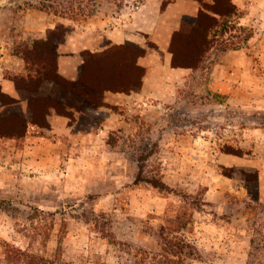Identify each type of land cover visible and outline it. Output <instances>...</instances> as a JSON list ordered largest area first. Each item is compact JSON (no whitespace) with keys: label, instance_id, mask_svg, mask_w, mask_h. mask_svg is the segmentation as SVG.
<instances>
[{"label":"rangeland","instance_id":"374dc122","mask_svg":"<svg viewBox=\"0 0 264 264\" xmlns=\"http://www.w3.org/2000/svg\"><path fill=\"white\" fill-rule=\"evenodd\" d=\"M142 2L120 8L110 0H0V65L8 78L26 74L24 54H42L58 23L66 31L62 44L73 31L99 39L113 18ZM255 15L250 25L223 23L217 51L248 47L251 33H264V19ZM54 41L47 52L52 76ZM135 59L132 52L106 62L118 91L84 88L92 105L50 83V102L71 98L62 112L50 108L46 126L0 139V264H264L258 175L219 162L228 151L264 155V93L254 99L261 103L228 109L226 98L194 78L162 105H138L127 97L142 80ZM261 85L264 91V76ZM232 99L252 102L248 95ZM54 116L63 123L54 126ZM235 181L247 192L232 189Z\"/></svg>","mask_w":264,"mask_h":264},{"label":"crops","instance_id":"0c3cea01","mask_svg":"<svg viewBox=\"0 0 264 264\" xmlns=\"http://www.w3.org/2000/svg\"><path fill=\"white\" fill-rule=\"evenodd\" d=\"M229 1L234 6L235 14H238L233 18L237 19L239 26L254 23L253 17L258 18L255 14H260V18L264 19V0ZM215 2V0H143L138 9H134L127 16L120 19L113 18L114 25L105 28L99 39L93 36L91 38L88 31L81 34L73 31L66 42L58 48V72L65 79L76 81L84 62L85 50L97 48L103 50L108 45L122 46L133 43L145 50L144 55L137 59V65L145 71L141 88L138 92L127 96L138 105L141 102L145 105L149 103L162 105L171 97V94L190 89L192 85L190 82L194 78L204 82L202 88L206 89V92L226 98L228 109L234 107L233 105L239 107L244 103H261L259 95L264 93L261 85V79L264 76L263 32L260 36L256 34L251 37L247 41L248 47L237 50L218 52L216 47L220 40H217L206 56V64L203 63L200 68L174 67L172 63V41L174 35L182 30L186 20L197 19L202 12H207L218 19L222 18L220 15L211 13L207 8ZM261 25L264 27V23ZM228 35L226 33L222 37L221 42L225 40L223 44L230 42ZM5 58L1 57V59ZM5 71L6 67L0 65V86L4 93L14 97L17 94L14 83L6 77ZM236 95H248L252 102L234 101L232 98ZM210 104L213 107L219 106L215 102ZM59 119L52 117L54 126L63 123ZM209 119L215 122L220 120V117L218 114L217 116L212 114ZM244 135L247 137L246 134ZM256 152L255 150L251 155L245 150L241 153L228 151L222 153L219 162L230 170L241 168L246 172L257 173L258 193L261 201L264 202V155L257 156ZM232 187V189L240 188L247 192L245 186L239 185L236 181L233 182Z\"/></svg>","mask_w":264,"mask_h":264},{"label":"trees","instance_id":"16d2710c","mask_svg":"<svg viewBox=\"0 0 264 264\" xmlns=\"http://www.w3.org/2000/svg\"><path fill=\"white\" fill-rule=\"evenodd\" d=\"M89 1L97 2L101 0ZM110 1L117 7L123 8L124 6H128L133 0ZM142 1L143 0H135V3H141ZM215 1V4L208 5L207 8L211 13L220 15L222 17L221 19L207 12H202L197 19L186 20L182 30L174 35L171 45V51L173 53L172 63L174 67L197 69L202 67L203 63L206 64V56L213 46H215V42L219 38V33H217L218 28L221 27L223 23H228L234 15H238L235 14L234 6L229 0ZM65 32L64 24L58 23L54 29L49 31V37L43 40L42 54L38 55L33 52L24 54V61L27 65L26 74L16 75L13 76V78L9 77L14 83L17 97H12L4 93L0 86V139L22 138L26 135L31 125L46 126V117L50 108L55 109L58 113L62 112L61 106H67L71 98L63 96L62 99L60 97H58V99L55 98V103L50 102L44 94L46 86L50 83L57 84L66 92L78 94L83 97L87 103L92 105L94 101L86 99L88 95L86 94L87 90L84 88L92 92L118 91L117 87L112 86L110 75L107 74L108 71H103L105 65L108 66L106 62H114L115 64V62L122 60L126 55L133 52L135 53L136 66L140 67L137 65V59L144 55L145 50L136 44L127 43L122 46L113 45L109 52L93 53L86 50L83 54L84 62L80 67L78 79L76 81H69L61 76L58 72V63L55 69V75L52 76L47 52L52 45L51 39L53 41L56 40V43L54 41V46L55 50L58 49V46L65 40ZM226 33H228V31L224 29L223 34ZM251 37H253V33L250 34L247 41ZM130 48H133V50L131 49L130 51ZM229 49V46L225 45L221 52H225ZM93 63L97 64L99 71L92 72L94 69ZM114 64L111 63L110 66ZM144 73L145 71L143 69L142 80ZM142 80L139 86L136 84L132 85L131 90L138 88V92L141 88ZM79 85H81V87H79ZM123 90L127 91L128 89ZM98 105L101 106V104ZM241 152L242 150H236V153ZM249 178H254V175H250Z\"/></svg>","mask_w":264,"mask_h":264},{"label":"built area","instance_id":"2783aa9c","mask_svg":"<svg viewBox=\"0 0 264 264\" xmlns=\"http://www.w3.org/2000/svg\"><path fill=\"white\" fill-rule=\"evenodd\" d=\"M136 9H138V7H136Z\"/></svg>","mask_w":264,"mask_h":264}]
</instances>
